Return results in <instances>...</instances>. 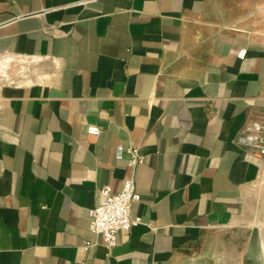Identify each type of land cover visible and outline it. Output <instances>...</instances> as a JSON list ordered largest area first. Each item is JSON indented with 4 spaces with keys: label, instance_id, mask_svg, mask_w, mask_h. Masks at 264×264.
I'll return each mask as SVG.
<instances>
[{
    "label": "crops",
    "instance_id": "crops-1",
    "mask_svg": "<svg viewBox=\"0 0 264 264\" xmlns=\"http://www.w3.org/2000/svg\"><path fill=\"white\" fill-rule=\"evenodd\" d=\"M253 119L264 0H0V264H264ZM119 145L145 155L142 223L107 248L90 210L131 176Z\"/></svg>",
    "mask_w": 264,
    "mask_h": 264
},
{
    "label": "built area",
    "instance_id": "built-area-1",
    "mask_svg": "<svg viewBox=\"0 0 264 264\" xmlns=\"http://www.w3.org/2000/svg\"><path fill=\"white\" fill-rule=\"evenodd\" d=\"M245 55L246 48L240 49L238 57L244 58ZM88 132L99 135L101 128L97 125H90ZM236 141L240 145L251 146L256 156H264V119L249 121L239 133ZM125 153L128 154L131 176L125 180L119 191H114L111 186H104L101 189L103 196L101 203L90 210V230L101 237L107 248H113L118 244L119 232L129 230L142 223L140 217L132 215V204L141 199L136 185V171L137 167L145 162V155L138 145L117 146L116 155L118 158H122ZM94 244L96 242L87 241L85 248Z\"/></svg>",
    "mask_w": 264,
    "mask_h": 264
},
{
    "label": "rangeland",
    "instance_id": "rangeland-1",
    "mask_svg": "<svg viewBox=\"0 0 264 264\" xmlns=\"http://www.w3.org/2000/svg\"><path fill=\"white\" fill-rule=\"evenodd\" d=\"M3 74L7 75L5 72ZM247 198L249 200V210L252 211V220L261 226L264 233V173L258 180L250 184Z\"/></svg>",
    "mask_w": 264,
    "mask_h": 264
},
{
    "label": "bare ground",
    "instance_id": "bare-ground-1",
    "mask_svg": "<svg viewBox=\"0 0 264 264\" xmlns=\"http://www.w3.org/2000/svg\"><path fill=\"white\" fill-rule=\"evenodd\" d=\"M5 74H7V73H5Z\"/></svg>",
    "mask_w": 264,
    "mask_h": 264
}]
</instances>
